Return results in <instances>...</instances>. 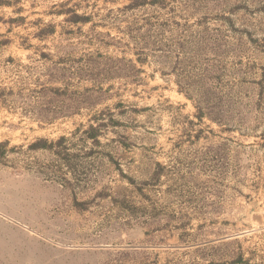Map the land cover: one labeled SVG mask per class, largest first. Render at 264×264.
I'll list each match as a JSON object with an SVG mask.
<instances>
[{
    "label": "rangeland",
    "instance_id": "rangeland-1",
    "mask_svg": "<svg viewBox=\"0 0 264 264\" xmlns=\"http://www.w3.org/2000/svg\"><path fill=\"white\" fill-rule=\"evenodd\" d=\"M0 264H264V0H0Z\"/></svg>",
    "mask_w": 264,
    "mask_h": 264
}]
</instances>
